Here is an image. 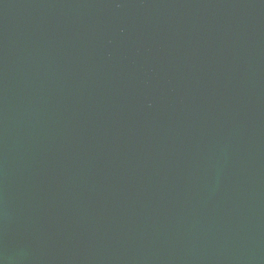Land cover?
<instances>
[{
	"label": "water",
	"instance_id": "1",
	"mask_svg": "<svg viewBox=\"0 0 264 264\" xmlns=\"http://www.w3.org/2000/svg\"><path fill=\"white\" fill-rule=\"evenodd\" d=\"M0 264H264V0H0Z\"/></svg>",
	"mask_w": 264,
	"mask_h": 264
}]
</instances>
